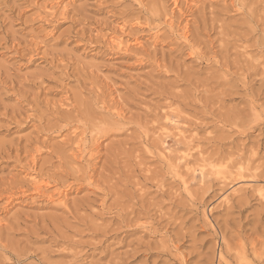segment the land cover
<instances>
[{
	"label": "rangeland",
	"instance_id": "obj_1",
	"mask_svg": "<svg viewBox=\"0 0 264 264\" xmlns=\"http://www.w3.org/2000/svg\"><path fill=\"white\" fill-rule=\"evenodd\" d=\"M259 188L264 0H0V264H264Z\"/></svg>",
	"mask_w": 264,
	"mask_h": 264
},
{
	"label": "bare ground",
	"instance_id": "obj_2",
	"mask_svg": "<svg viewBox=\"0 0 264 264\" xmlns=\"http://www.w3.org/2000/svg\"><path fill=\"white\" fill-rule=\"evenodd\" d=\"M117 40H118V39H117ZM186 158H187V157H186ZM202 165H203V164H202ZM208 165H209V164H208ZM216 170H217V169H216ZM218 171H219V170H218ZM220 171H221V170H220ZM220 171H219V172H220ZM217 173H218V172H217ZM224 180H225V179H224ZM225 182H226V181H225ZM233 182H234V181H233ZM36 188H37V187H36ZM236 188H237V187H236ZM230 189H231V188H230ZM258 192H259V193H258ZM258 192H257V193H258L261 197L264 198V189H263V188H259V189H258ZM263 198H262V199H263ZM261 202H262V201H261ZM244 252H245V251H244ZM244 252H243V254H244ZM220 253H221V252H220ZM221 256H222V255H221ZM246 257H247V255H246Z\"/></svg>",
	"mask_w": 264,
	"mask_h": 264
}]
</instances>
